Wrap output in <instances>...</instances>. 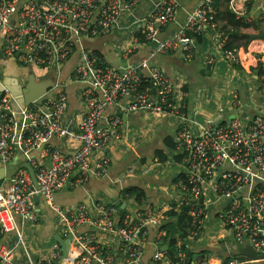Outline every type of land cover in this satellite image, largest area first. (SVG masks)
<instances>
[{"label": "built area", "instance_id": "obj_1", "mask_svg": "<svg viewBox=\"0 0 264 264\" xmlns=\"http://www.w3.org/2000/svg\"><path fill=\"white\" fill-rule=\"evenodd\" d=\"M140 1L30 0L23 3L22 0H0L4 56L23 67L60 70L79 49L82 38L108 33L120 16L134 11ZM218 1L199 0L197 7L187 14L185 24L170 38L157 42L154 53L161 56L180 53L192 59L196 37L214 32V43L231 66L246 70L249 67L254 71L264 64V57L256 56L261 53L259 43L254 47H240L235 43L239 35L235 29L222 30L216 18ZM227 2L229 12L244 23L256 18L255 14L264 18V0ZM256 2V11L250 14L249 6ZM178 10L177 0L158 3L143 20L142 41L140 38L138 41L154 40L159 29L175 21ZM130 49L127 54L131 53ZM81 52L82 60L72 76L84 85L81 100L85 114L76 132L70 133L64 125L68 104L65 93L60 92L40 105L33 103L19 108V111L14 109L9 95L0 93V164L7 166L17 154H22L34 169L39 184L38 189H34L28 171L19 169L0 195V264L19 262L16 248L3 242L7 235L17 233L19 245L24 247L23 234L15 217L39 224L40 218L32 202L35 195L42 197L58 216L57 224L64 231V240L71 234L74 237L67 259H63L57 246L45 264H118L109 250L99 247L95 238L74 234L84 225L119 238L127 252L121 264H143L146 226L150 222L160 225L154 242L162 246L166 236L160 222L161 217L164 219L162 213L141 211L134 216L125 212L119 217L115 206L99 204L97 215L93 216L88 205L66 209L55 203L58 193L66 187L83 186L92 174L96 177L108 174L110 161L103 156L93 171L91 157L103 154L110 144L123 139L124 122L119 114L134 113L178 118L183 124L177 136L176 151L183 156L185 178L177 185L179 194L169 212L178 215L187 212V241L202 244L207 227L214 219L219 220L226 231L223 241L218 243L223 244L219 251L226 254L225 257L209 253L192 264H264V259L253 261L235 255L237 249L250 246L256 254L264 256V117L256 115L245 121L236 117L226 123L213 119L200 125L183 113V102L174 104L176 87L160 67L144 63L114 68L93 51L81 49ZM258 90L264 101V76L260 78ZM235 95L238 98V94ZM240 105L235 99L232 109ZM108 107H113L115 114L103 124ZM191 124L197 130L192 129ZM64 137L78 143V150L72 156H64L59 149L48 145L51 140ZM41 148L48 164L30 156ZM221 206L225 208L221 210ZM178 246L183 247L182 240ZM161 252L159 249L150 264H174ZM178 257L182 260L178 264H187L186 253ZM27 258L32 262L28 253Z\"/></svg>", "mask_w": 264, "mask_h": 264}, {"label": "crops", "instance_id": "obj_2", "mask_svg": "<svg viewBox=\"0 0 264 264\" xmlns=\"http://www.w3.org/2000/svg\"><path fill=\"white\" fill-rule=\"evenodd\" d=\"M28 1L30 0H22L23 3ZM162 1L141 0L134 11L122 14L117 24L108 33L95 38H82L78 46L79 49L60 70L26 69L14 59H7L3 53V41L0 36V80L7 83L9 87L27 86L33 91L41 93L48 90L52 98H55L60 92L65 93L68 97V104L64 116V125L70 133L77 131L85 114V107L81 100L84 85L75 81L72 76L74 69L82 60L81 49L97 52L107 65L114 68H125L144 63L160 67L176 87V100H183L184 94H186L192 108L193 116L191 119L200 125H205L208 120L213 119H219L220 122L226 123L236 117L241 120H250L256 115L264 117V101L252 92L256 88L255 86L259 89L260 78L264 76V64H260V67L254 71L249 67H246L247 70L241 71L239 66H231L225 61L221 51L214 43V32L196 37L192 59H186L180 53L168 56L154 53L157 42L170 38L185 24L187 14L197 7L199 0H177L179 10L175 21L159 29L154 40L147 43L138 41L142 36L143 20ZM255 6H257V2L249 6L250 14L255 13ZM229 15L232 14L229 12L227 0H220L216 18L221 25L234 29L228 22ZM255 17L260 18L261 16L255 14ZM262 23L257 24L260 26ZM256 33L257 31L253 34ZM239 35V40H235L236 44L243 47H254L256 43H259L261 53H257L256 56L258 59L264 57V39L259 41L249 39L248 43L240 44L242 40L240 31ZM129 48H131V53L127 54ZM221 64L226 65L229 79L226 77L219 79L218 70ZM237 71L240 72L239 78L235 77ZM246 77L251 78L253 83H244ZM219 87L220 89L226 87L228 91L232 92L230 104L226 101L225 94L221 93L220 90L218 91ZM235 93L238 94V98H236ZM235 99L241 105L237 109L234 107L232 109ZM208 104H210L209 112L214 114L211 117H205L206 122L202 124L196 121V117L207 112L206 106ZM216 108L217 111H215ZM114 114L115 109L108 107L102 123H108L109 118ZM122 121L124 122L123 139L110 144L103 154L94 155L90 160L91 169L94 171L97 161L99 162L103 156L106 157L110 161L108 174L104 177H96L92 174L83 186L70 185L66 187L58 193L55 203L66 209H75L81 204L88 205L93 216L97 215L96 206L99 204L115 206L118 216L122 212L131 213L134 216L141 211L153 214L162 213L164 219L161 217L160 222L161 225H164L166 214L169 213L170 206L179 194L177 185L180 180L178 178L181 173H184V163L180 162V157L176 158L178 154L175 150L167 149L165 141L174 139L175 130L181 125V122L178 118H165L150 113L128 114ZM191 127L197 130L194 124H191ZM48 145L59 149L64 156H72L79 147L78 143L69 137L59 140L53 139ZM30 156L44 164L49 163V160L45 159L43 155L42 148L34 150ZM24 164H29L28 159L19 153L12 163L4 166L5 169L0 164V169L15 168L18 171L22 169ZM1 180L0 173V195L10 184V180ZM132 189L137 190L138 194L143 197V205L138 204L136 196L129 197L125 193ZM35 208L40 218L38 225L23 222L18 217H15V220L18 229L23 234V242L24 228H31L29 229L33 232L34 243L38 244L39 247L41 246V253L31 250L32 253L30 254L25 243V248L19 245L18 234L15 232L3 239L5 245L16 248V255L19 258L18 264H35V262L45 264L55 247L58 246L54 237L59 235L64 239L65 236L64 231L57 224L58 216L54 214L42 197H39ZM159 227L160 225L154 222H150L146 226L147 241L144 247L143 264H150L152 258L159 252L160 248L154 242ZM74 234L95 238L99 247L102 250H109L118 264L123 263L127 257V252L121 247L119 238L113 234L98 232L87 225L77 228ZM21 248L23 253L20 251ZM27 253L32 262H29ZM212 254H220L219 256L224 257L226 255L222 251H216Z\"/></svg>", "mask_w": 264, "mask_h": 264}, {"label": "trees", "instance_id": "obj_3", "mask_svg": "<svg viewBox=\"0 0 264 264\" xmlns=\"http://www.w3.org/2000/svg\"><path fill=\"white\" fill-rule=\"evenodd\" d=\"M220 0L217 2V6L219 4ZM231 13V12H230ZM232 14V13H231ZM228 22L232 25V27L235 29V31L239 34V31L242 33L241 39H244L246 43L249 42V37L248 35H250V33L244 32V31H250L252 28H255L256 25H258L257 23L260 22H264V18L260 17V18H254V19H250V21L248 23H244L242 22L240 19H238L234 14L229 15L228 17ZM259 26V25H258ZM222 30L227 29L228 27H225L222 25ZM238 30V31H237ZM260 28L257 30L259 31ZM240 35H238L237 37H235V40H239ZM245 43V45H246ZM242 47V46H240ZM98 57L99 54L97 52H94ZM172 55V54H171ZM101 58V57H100ZM104 63L105 60L103 58H101ZM107 64V63H106ZM176 95L177 93H175L174 96V104H177V101L183 102L185 104V108L183 113L188 116L189 118H191L192 115V108L191 105L188 101V99L186 98V94H184L183 100H176ZM243 121H245L246 119H242ZM183 127V124L181 123V125L175 130V136L174 139H167L166 142V147L169 150H175L176 151V146H177V136L179 134V132L181 131ZM178 156L180 157V162L183 163V156H181L179 153H177ZM162 157V155H161ZM183 166V164H182ZM184 173L180 174V177L178 178V180H184ZM129 197H133L136 196L137 197V202L139 205H143V197L140 196L137 192V190L132 189V190H128L125 192ZM124 214V212H122L120 216H122ZM169 220L166 221L164 223V225L162 226V229L166 232V236L164 238V243L162 244L163 247L167 248L166 250L162 251L161 248H163L162 246L159 247L160 248V252H166V256L168 258L171 259V261L174 264H178L181 263L182 260L181 258H179V254L181 253H186L187 254V264H192L195 260L194 258L197 256V260L196 261H201L203 260L205 257H207V255L209 253H215L216 249L209 247V246H205L203 244H201L200 242H194V243H190L187 241V237H188V231H189V218L187 216V212L183 211V213L180 215L175 214L174 212H169L167 214ZM183 241V247L178 246V242ZM213 263H215V260H211Z\"/></svg>", "mask_w": 264, "mask_h": 264}, {"label": "water", "instance_id": "obj_4", "mask_svg": "<svg viewBox=\"0 0 264 264\" xmlns=\"http://www.w3.org/2000/svg\"><path fill=\"white\" fill-rule=\"evenodd\" d=\"M249 39L250 40L264 39V31L260 30L257 34L249 35ZM26 87H21V85L15 86V87H9V85L7 83L0 80V93L1 94H7L13 99V107L17 111H19V108H24L25 106H29L33 103L40 105L45 100L52 98L50 96L51 94L48 92V90L45 91L44 93L43 92L41 93V92H35L32 89H30L29 87H27V88ZM119 116L122 119H124L127 115L126 114H119ZM3 168L5 169L4 166H3ZM3 168L0 169L1 179H2L1 181H3V180H8V181L10 180L11 181L17 172L16 169L10 168V169L4 170ZM22 169H25L26 171H28V173L31 176L33 188L38 189L39 184H38V181L36 179V173H35L34 169L29 164L22 165ZM38 201H39V196H37V195L33 196L32 202L34 204H36V203H38ZM117 206H120V205L117 204ZM224 208H225V206H221V210ZM73 238L74 237L72 234L69 235L68 238L65 240L62 237H60L59 235H56L54 237L55 242L58 244V247L61 250L63 259H67L69 256L70 249H71V243H72ZM166 249L167 248H165V247L161 248L162 251H164ZM235 255L238 257L239 256L247 257L253 261H259V260L264 259L263 255L259 256L258 254H256L255 251L250 246L237 249ZM196 259H197V256L194 258V260H196Z\"/></svg>", "mask_w": 264, "mask_h": 264}, {"label": "rangeland", "instance_id": "obj_5", "mask_svg": "<svg viewBox=\"0 0 264 264\" xmlns=\"http://www.w3.org/2000/svg\"><path fill=\"white\" fill-rule=\"evenodd\" d=\"M264 29V25H256L255 28H252L250 31H246L247 33H250V34H253L255 33L258 29ZM245 32V31H244ZM245 42L244 39H242L240 41V44H243ZM227 64V63H226ZM228 66V65H227ZM23 68H26V69H29V68H32V67H23ZM239 69L242 71L243 68L242 67H239ZM38 70H45V69H38ZM238 72V71H237ZM239 73V74H238ZM238 73H235V77L236 78H239L240 77V72ZM218 74L220 75L219 79L222 78V77H226L227 79H229V73H228V70H227V67L226 65L224 64H221L219 70H218ZM244 83L246 84H252L253 81H251V78L248 79L247 77L244 79ZM256 88H254L252 90V92L255 94V95H259V90L257 88V86H255ZM220 90L221 93L225 94V98H226V101L230 104L231 101H232V97H230V95L232 94V92L228 91L225 87V89H218V91ZM252 92H250L252 94ZM260 99V98H258ZM261 101V100H260ZM206 109H207V112L204 114L202 113L201 115L197 116L196 117V121L198 122H201L202 124H204L206 122L205 120V117H211L214 113H210L209 110H210V104H208L206 106ZM215 111H217V108L215 109ZM220 112V111H219ZM218 112V113H219ZM217 113V114H218ZM145 114V113H143ZM216 114V115H217ZM204 119V121H203ZM181 167V166H180ZM30 227H26L24 228V233H25V236H24V243H25V246L27 247L29 253L31 254V250L33 251H36L38 253H41L42 249H41V246L39 247L38 244L34 243L35 239L33 238V232L30 231L29 229ZM224 234H226V231H224V227L221 225V223H219V220L217 219H214L213 221H211L207 227V230L205 232V235H204V238L202 240V244L205 245V246H209V247H212L216 250H220V247L223 246V244H218L220 242L223 241V236ZM228 240L230 241L231 238L229 237ZM213 245V246H211ZM20 251L23 253V249L21 248ZM46 261V260H45ZM35 264H37L35 262ZM43 264V263H42Z\"/></svg>", "mask_w": 264, "mask_h": 264}, {"label": "clouds", "instance_id": "obj_6", "mask_svg": "<svg viewBox=\"0 0 264 264\" xmlns=\"http://www.w3.org/2000/svg\"><path fill=\"white\" fill-rule=\"evenodd\" d=\"M260 31V30H259ZM258 32V31H257Z\"/></svg>", "mask_w": 264, "mask_h": 264}]
</instances>
